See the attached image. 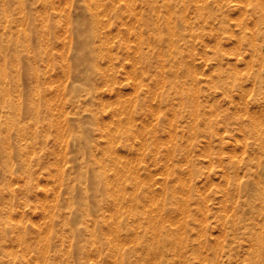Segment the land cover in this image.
<instances>
[{
	"label": "rangeland",
	"instance_id": "rangeland-1",
	"mask_svg": "<svg viewBox=\"0 0 264 264\" xmlns=\"http://www.w3.org/2000/svg\"><path fill=\"white\" fill-rule=\"evenodd\" d=\"M123 1L119 3L124 4ZM184 1L187 6L181 13L186 24L191 23L186 34L191 33L189 38L195 39L194 45L190 39L179 41L180 61L188 64L189 69L176 68L180 74L178 81L195 98L192 97L195 105L185 109L180 106L181 98L172 84L167 88L164 84L170 79L168 66L166 80L157 84L155 70L136 79L130 58H125L111 81L105 77L110 73L106 70L108 59L101 58L99 63L107 72L105 76H96L94 89L87 91L75 81L74 71L70 72L75 62L72 57L75 33L70 20L87 15L81 0H0V44L3 38L6 40L3 44L9 45L8 50L0 45L1 138L10 144L12 152L8 157H0V264H119L128 252L132 254L126 264H249L255 259L251 253L253 242L245 229L252 218L248 214L247 196L238 191L239 185L243 187L259 169L257 159L264 158V144H260L264 142V82L257 79L259 74L264 78V41L259 39L257 22L264 14V0ZM156 2V19L165 22L163 17L167 13L160 7L163 0ZM175 2L183 7V0ZM135 3L141 15L144 4L140 0ZM200 8L201 14L196 10ZM108 18H104V23L110 24L105 27L110 32L112 53L122 51L120 38L128 39H124L127 45L122 40L125 51L135 48L137 40L128 34L130 25ZM31 25L35 26L33 31ZM143 31L146 36L143 49L151 52L155 40L147 30ZM123 32H127L124 37ZM24 38L26 43L21 47L13 44ZM250 38L260 46L262 57L254 52ZM124 67H130L129 72ZM158 71L160 75L162 70ZM74 85L79 88L75 90ZM2 88L20 106L15 112L27 137L21 138L16 126L5 132ZM138 104L141 107L137 108ZM34 112L39 121L33 117ZM92 116L95 121L87 119ZM258 117L263 122L260 120L262 125L257 122L260 127L256 128L252 124ZM117 125L131 128L134 134L127 140ZM109 131L116 134L112 146L115 150L109 145L110 133H104ZM81 134L88 138L84 147L76 138ZM142 135L148 138L150 146L141 147ZM20 145L28 148L29 175L22 173L20 160L13 156ZM7 159L11 170L5 171L3 164ZM231 162L235 169L228 168ZM251 163L254 166L248 170ZM103 166L109 184L118 170L125 174L118 185L126 192L119 210L112 198L117 187L100 192L103 184L99 183L98 173ZM183 179L188 181L185 183ZM234 189L231 198L228 191ZM186 191L188 195L184 194ZM154 198H159L158 204L156 200L153 202ZM184 199L186 203L179 204ZM154 223L158 230L153 234ZM135 225L137 230H133ZM77 229L82 230L80 236L74 235ZM94 229L102 231L97 246L90 243V230ZM118 238L119 252L110 248V241ZM162 241L168 242V246L162 248L156 259H151L147 248H156Z\"/></svg>",
	"mask_w": 264,
	"mask_h": 264
},
{
	"label": "bare ground",
	"instance_id": "bare-ground-1",
	"mask_svg": "<svg viewBox=\"0 0 264 264\" xmlns=\"http://www.w3.org/2000/svg\"><path fill=\"white\" fill-rule=\"evenodd\" d=\"M44 1V0H43ZM77 1V0H75ZM82 3H83V8L85 10V12L87 13V15L85 16H76L74 20H70L71 21V24H73V26H71V28L73 29V32L75 33V44H74V56H72L75 60L74 64L71 65L70 67V72L73 70L74 71V79L76 82H79V84L83 85L84 88H87V91H90L92 89L95 88V83H96V76H105V72L107 71H110V73H106V80H111L115 78V73L117 68H119L118 66L122 65L123 61L125 60V58H130L129 60L131 61L132 65H133V69H134V75H135V78L138 79V77L140 78H143L145 76H148L152 71H156L157 73H154L155 74V81H157V84H159L161 82V79H165L166 80V73H167V70H166V67L168 66L170 68L169 70V75L168 77L170 78L169 80H166L165 81V86L167 88V86H171L172 84V87L174 89H176V92L177 94L180 96V101L181 102V105L184 109L189 107V106H192V105H195L194 103V96L191 95L192 92H190V90L188 91L187 89H185L183 86H181L179 84V81H178V78H180V74L177 72L178 69L176 68H181V69H184L186 68V71L189 69V65L188 64H182V62L180 61V58L182 57L181 56V52L178 50L179 48V41H188V39H190L192 36L190 35L191 33L186 34V31L188 30V28L190 27L191 23H187L186 24V18L185 16L181 13V9L183 11V8L185 6H187V3L183 0V4L181 7L180 4H177L175 2V0H163V4L160 5V7H162L164 9V11L167 13L165 17H163L165 19V22L161 20V22L159 23V18L156 19L157 17V14H156V7L158 8V3L156 2L157 0H140L142 1V3L144 4V11L143 13L140 15L139 14V10H138V5L135 3L136 1H139V0H109L108 3H105L104 0H81ZM119 1H123L125 2L124 4H120ZM198 0H196L197 2ZM195 2V1H194ZM201 2V1H200ZM216 2V0H215ZM4 3V1H3ZM198 3V2H197ZM202 3V2H201ZM219 3V2H218ZM221 3V2H220ZM257 3V2H256ZM4 5V4H3ZM43 5H45L43 3ZM53 5V4H52ZM54 6V5H53ZM82 6V5H81ZM196 6V5H195ZM76 7H77V4H76ZM198 7V6H197ZM196 7V8H197ZM263 7V6H262ZM54 8V7H53ZM59 8V7H58ZM5 9V8H4ZM246 9V8H245ZM264 9V8H262ZM60 10V9H59ZM58 12L60 13L61 11ZM198 10V12L201 14L202 10L201 8L200 9H196ZM57 11V10H56ZM262 11V10H261ZM264 11V10H263ZM185 12H186V9H185ZM6 13V12H5ZM158 13V12H157ZM206 14V13H205ZM262 14V13H261ZM140 15V16H139ZM7 16V14H6ZM42 16V15H41ZM160 16V14H159ZM158 16V17H159ZM163 16V15H161ZM200 16V15H199ZM206 16V15H204ZM19 17V16H18ZM112 18V19H116V21H122V22H126L125 24L126 25H130L129 28H128V34H132V36H135L137 42L135 41L134 44H136L135 48H126V51H125V47H124V44L122 43V40L124 41L125 40H128L126 38H120L121 39V42L119 43V47L121 48V52L117 53V54H113L112 53V46L110 45V42H109V33L110 32H107L106 31V27L105 25L106 24H109V23H104V18ZM43 18V17H42ZM41 18V19H42ZM66 18V16H65ZM189 18V16H188ZM20 19V17H19ZM205 19V18H204ZM7 20V19H6ZM66 20V19H65ZM125 20V21H124ZM45 21V20H44ZM61 21V20H60ZM255 21V20H254ZM253 21V22H254ZM257 22H258V30L260 31L259 32V36L260 38L259 39H262L264 41V33H263V28H264V14L259 16L258 19H257ZM67 23V22H66ZM255 23V22H254ZM5 24V23H4ZM25 24V23H24ZM245 24V23H244ZM257 24V23H256ZM254 24V25H256ZM18 25V24H17ZM21 25V24H19ZM18 25V26H19ZM110 25V24H109ZM248 25V24H247ZM127 27V26H126ZM243 27H246V25H244ZM66 28V27H65ZM250 28V26H249ZM248 28V29H249ZM35 29V26L31 25L30 27V31H33ZM191 29V28H190ZM66 30V29H65ZM143 30H147L149 32V35L150 36H153L154 40H155V44L156 45H153L154 46V49L153 51H145L143 48V46L145 45L146 43V36H144V31ZM233 30V29H232ZM191 31V30H190ZM230 31V30H229ZM189 32V31H188ZM234 32V31H232ZM231 32V33H232ZM127 33V32H126ZM126 33L123 32V35L122 37L126 36ZM218 33V32H217ZM253 33V32H252ZM66 35V34H65ZM188 35V37H187ZM254 35V34H253ZM197 36V35H196ZM195 36V37H196ZM131 37V36H130ZM190 37V38H189ZM113 38V37H112ZM111 38V42H112V39ZM129 38V37H128ZM2 40V43L0 45H2L1 48H3L4 46V50H8L9 49V45H4L3 42L6 41L4 40L3 38H1ZM44 39V38H43ZM194 38H192L193 40ZM190 39V41L192 42V45L193 44V41ZM195 40V39H194ZM255 39H253L251 41V38H250V41L253 42ZM45 42V40H44ZM63 42V41H62ZM128 42V41H127ZM132 42V41H131ZM239 42V41H238ZM11 43V42H10ZM26 43V38L22 39V40H19V39H16L14 41L13 44H15L16 47H21L20 45H24ZM124 43L127 45V43L124 41ZM69 45V44H68ZM110 45V46H109ZM249 46V44H248ZM68 47V46H67ZM252 47L254 49V52H257L258 53V56L259 57H262L261 56V50H260V46L257 44V42H253L252 43ZM63 48V47H62ZM69 48V47H68ZM73 48V47H72ZM250 48V47H249ZM116 50V49H115ZM193 50V49H192ZM5 54V53H4ZM64 55V54H63ZM6 56V54H5ZM193 56V55H192ZM70 57V56H69ZM244 57V56H243ZM19 60H20V56L18 57ZM36 58V57H35ZM101 58H107L108 60V64H107V68L105 71H103V67H102V63L100 64L99 63V60ZM37 59V58H36ZM65 60V59H64ZM193 60V59H192ZM251 60V59H250ZM262 60V58H261ZM172 62V63H171ZM249 61H247V64H248ZM73 63V62H72ZM105 63V62H103ZM107 63V62H106ZM105 63V64H106ZM187 63V61L185 62ZM263 64V63H262ZM193 65V64H192ZM249 65L251 66V64L249 63ZM2 66V65H1ZM62 67V66H61ZM68 67V66H67ZM194 67V66H193ZM132 68V67H131ZM173 68H175L176 70L175 71H172ZM63 69V68H62ZM124 69H127L128 72H129V69L128 68H125ZM159 69H161V73L159 75ZM68 70V69H67ZM112 71V73H111ZM190 71V70H189ZM127 72V73H128ZM3 73V72H1ZM192 73V72H191ZM196 73V72H195ZM3 74H6L5 72ZM3 74H2V77H3ZM66 74V73H65ZM171 74H173V78H171ZM6 76V75H5ZM68 76V75H67ZM130 76V75H129ZM133 76V75H132ZM131 76V77H132ZM197 76V75H196ZM5 78V77H4ZM3 78V79H4ZM57 78V77H56ZM71 78V77H70ZM105 79V78H104ZM103 79V80H104ZM119 79V78H118ZM134 79V78H133ZM131 78V80H133ZM172 79V80H171ZM259 82L263 83L264 82V78L259 74L258 78ZM73 80V79H72ZM116 80V79H115ZM129 80V79H128ZM225 80V79H224ZM17 81V80H16ZM63 81V80H62ZM212 81V80H211ZM26 82V81H25ZM108 82V81H107ZM110 82V81H109ZM134 82L136 83V80H134ZM164 82V81H163ZM115 83V81H114ZM162 83V82H161ZM17 84V83H16ZM74 84V83H73ZM119 84V83H118ZM101 85V84H100ZM112 85V84H111ZM136 84H134V88ZM145 85V84H144ZM71 86V85H70ZM159 86V85H157ZM163 86V84L161 85ZM119 87V86H118ZM138 87V86H137ZM74 88L75 90H77L79 87L78 86H75L74 85ZM160 88V87H159ZM172 88V90H173ZM162 89V88H161ZM120 90V88H119ZM137 90V88H136ZM135 90V91H136ZM168 90V89H167ZM18 91V90H17ZM2 92L4 93V98H3V106L4 108L6 109L5 111V132H8L9 129L13 126H16L17 127V131L19 132L20 137L22 138L23 136L27 137L26 134H25V131L19 126V120L17 118V113L15 112V109L18 111L19 109V105L18 104H14V100H11L9 96V93L6 94L4 88H2ZM119 92V91H118ZM133 92H134V89H133ZM147 92V91H146ZM161 91H159L158 93H160ZM135 93V92H134ZM151 93V92H150ZM36 94V93H35ZM91 93L88 92V96H89V99H92V97L90 96ZM156 94V92H155ZM46 95V94H45ZM62 95V94H61ZM159 95V94H158ZM18 96V95H17ZM60 96V95H59ZM151 97V96H150ZM154 97V96H153ZM194 99H193V98ZM245 97V95H244ZM62 98V97H61ZM19 99V98H18ZM47 99V98H46ZM51 100V98H49ZM48 99V100H49ZM63 99V98H62ZM17 100V99H16ZM34 100V99H33ZM18 101V100H17ZM35 101V100H34ZM115 102V101H114ZM132 102V101H131ZM136 103V102H133V104ZM129 104V103H128ZM197 104V103H196ZM50 105V104H49ZM103 105V103H102ZM104 106V105H103ZM128 106V105H127ZM127 106H125L127 108ZM132 106V104H131ZM130 106V109H132V107ZM197 106V105H196ZM141 107V104H138L137 105V108ZM181 107V108H182ZM194 107V106H193ZM29 108L30 110H32L33 108L31 107V105H29ZM102 109V108H101ZM190 109V108H189ZM127 110V109H126ZM129 111V110H127ZM192 111V110H191ZM121 112V111H120ZM154 112V111H153ZM23 113V112H22ZM96 113V112H95ZM118 113V112H117ZM130 113V112H129ZM193 113V112H192ZM87 114V113H86ZM194 114V113H193ZM191 114V115H193ZM264 114V113H263ZM262 114V115H263ZM83 115V114H82ZM119 115V114H118ZM195 115H196V112H195ZM194 115V116H195ZM198 115V114H197ZM260 115V114H259ZM117 116V115H116ZM202 116V115H201ZM200 116V117H201ZM33 117L35 118V120L39 121V116L37 115V113H33ZM127 117H128V113H127ZM133 117V116H131ZM197 117V116H196ZM195 117V118H196ZM257 117V116H255ZM85 118V117H84ZM119 118V117H118ZM135 118V117H134ZM169 118V117H168ZM191 118H193L191 116ZM259 118V117H258ZM63 119V118H62ZM87 119H92L95 121V117H88ZM127 119V118H126ZM55 120V119H53ZM98 120V119H97ZM120 120V119H118ZM130 120V119H129ZM128 120V121H129ZM131 120H134V119H131ZM170 120V119H169ZM203 120V119H202ZM253 120V119H252ZM258 120V119H257ZM261 119L259 118L258 121H254V123L252 124L253 126L256 125L257 127L256 128H259L260 124L263 122L260 121ZM57 121V120H56ZM59 121H60V118H59ZM81 121V120H80ZM83 121V120H82ZM88 121V120H87ZM127 121V122H128ZM260 121V123H259ZM73 122V121H72ZM104 122V121H103ZM130 122V121H129ZM259 125H258V123ZM61 123V121L59 122ZM88 123V122H87ZM99 123V122H98ZM133 123V121H132ZM256 123V124H255ZM89 124V123H88ZM117 124V123H116ZM115 124V125H116ZM193 124V123H192ZM191 124V125H192ZM60 125V124H59ZM64 125V124H63ZM262 125V124H261ZM62 126V124H61ZM66 126V125H65ZM75 126V124H74ZM87 126V125H85ZM103 126V125H102ZM104 126H106L104 124ZM118 126V125H117ZM245 126V125H244ZM252 126V127H253ZM259 126V127H258ZM119 127V126H118ZM123 127V129H121ZM121 128L119 127L120 131H123L127 138V140L130 138V135L131 134H134V132H132L131 128H128L127 126H122ZM145 127V126H144ZM191 127V126H190ZM251 127V128H252ZM75 128V127H74ZM102 128V127H100ZM117 128V127H116ZM193 128V127H192ZM242 128V127H241ZM240 128V129H241ZM3 129L2 127V123H1V120H0V143H1V147H0V157L2 158H5V157H8V155H12V152L9 150L10 149V144H6L2 141V138H1V130ZM64 129V128H63ZM85 129V128H84ZM115 129V128H114ZM254 129V128H252ZM102 130H105V129H102ZM109 130V129H107ZM112 131V129H110ZM118 130V128L116 129ZM193 130V129H192ZM256 130V129H255ZM254 130V132H255ZM264 130V129H263ZM62 131V129H61ZM86 131V130H85ZM84 131V132H85ZM111 131L109 132H104V133H110L108 134L109 135V145L110 147L112 146H115L114 143H115V137H116V134H113ZM196 131V130H195ZM243 131V130H242ZM258 131L259 133V130H256ZM262 131V130H260ZM66 132V131H65ZM115 132V130H114ZM253 131H251L252 133ZM252 133V134H255V133ZM62 133V132H61ZM260 134V133H259ZM263 134V131L261 133V135ZM106 135V134H105ZM107 135V136H108ZM258 135V134H257ZM260 135V136H261ZM64 136H65V133H64ZM134 136V135H133ZM245 136V135H244ZM137 137H138V134H137ZM192 137V136H191ZM195 137V135L193 136ZM254 137V135H253ZM258 136H256L257 138ZM264 137V135H263ZM262 137V138H263ZM76 138L80 141L81 145L83 144V147H84V144L87 145L88 143V138L87 136L81 134L79 135V137L76 136ZM139 138V137H138ZM142 140H141V147L144 148V146H150V143L148 142V138L145 137V136H141ZM261 138V137H259ZM30 139H34V136H30ZM107 139V138H106ZM118 140V139H117ZM139 140V141H140ZM155 140V138H154ZM257 140V139H256ZM259 140V139H258ZM264 140V139H263ZM133 142V141H132ZM214 142V141H213ZM244 142V141H243ZM59 143V142H58ZM61 143V142H60ZM66 143V142H64ZM104 143V142H103ZM118 143V142H117ZM155 143V146H158V144L156 142H153ZM162 143V142H161ZM245 143V142H244ZM132 144V143H131ZM209 144V143H208ZM260 144H264V142L261 141ZM76 145V144H75ZM172 145V144H171ZM259 144H257L258 146ZM261 145V146H262ZM60 146V145H59ZM77 146V145H76ZM138 146V145H137ZM209 146V145H208ZM192 147V146H191ZM70 148V147H69ZM76 148V147H75ZM113 148V147H112ZM111 148V149H112ZM115 148V147H114ZM113 148V150H115ZM135 150V149H134ZM139 150V149H137ZM171 150V149H170ZM28 151V148H25V147H22V145L18 146L15 148V151L13 153V156L16 155L17 158L20 160V163H21V168L23 169L22 173L25 174V175H29V158H27L26 156V152ZM55 151V149H54ZM105 151V150H104ZM111 151V150H110ZM142 151V149H141ZM57 152V151H56ZM111 152H114L115 155H116V151H111ZM140 152V151H139ZM145 152V150H144ZM143 152V153H144ZM28 153V152H27ZM113 153V154H114ZM157 153V152H155ZM154 153V154H155ZM219 153V152H218ZM30 154V153H29ZM118 154V153H117ZM153 154V155H154ZM168 154V153H166ZM64 155V154H63ZM95 155V154H94ZM107 155V154H106ZM120 155V153H119ZM156 155V154H155ZM170 155V154H169ZM168 155V157H169ZM220 155V154H219ZM231 155V154H230ZM233 155V154H232ZM235 155V154H234ZM31 156V155H29ZM114 156V155H113ZM189 156V155H188ZM187 156V157H188ZM237 156V155H236ZM95 157V156H94ZM113 158V157H112ZM118 158V157H117ZM238 159L239 156L237 157ZM96 159V158H95ZM98 159V158H97ZM122 159V157L120 158ZM156 159V158H155ZM188 159V158H187ZM117 160V159H116ZM98 161V160H97ZM96 161V162H97ZM103 161V160H102ZM123 161V160H122ZM120 161V162H122ZM188 161V160H187ZM240 161V160H238ZM115 162V161H114ZM165 162V161H164ZM99 163V161H98ZM97 163V165H98ZM104 164V162H102ZM116 163V162H115ZM118 163V162H117ZM222 163V161H221ZM239 163V162H238ZM170 164V163H169ZM169 164H168V167H169ZM189 164V162H188ZM257 166H258V170H256L254 172V174L250 177L251 179H248V181L246 182V184L242 187L241 185H239V193L240 195L243 194V196H247V205L249 207L248 209V214L251 215L250 217L251 218V223L247 225V227L245 228L246 229V232L249 234L248 235V238L253 242V247H252V255L255 257V259H252L250 261L249 264H264V158H259L257 159V162H256ZM18 165V164H17ZM102 165V164H101ZM100 165V166H101ZM113 165V164H111ZM122 165V164H121ZM253 163L249 164L248 166V170L252 169V166ZM3 167L5 168V171H8V170H11V163H10V160L7 159L5 160L4 164H3ZM105 166H103L102 168H100L99 170V173H98V178H99V183L100 184H103L102 185V188L100 189V192H104L106 191V188H107V191L108 189H110V187L112 188L113 186L114 187H117V191H113V192H117V193H114L112 198L115 200V206L117 208V210H119L120 208H122L123 206H121V204L123 205V196L125 197L126 195V192L124 191V188H118V185L119 183L122 182L121 178L123 174H121V172L118 170V168L116 170H118V175L116 173L117 176L116 178L111 182V184H109V182L107 181V177L106 176V168H104ZM117 167V166H115ZM114 167V168H115ZM126 167V166H125ZM172 167V166H171ZM59 168V167H58ZM224 168V166H223ZM229 169H235V164L234 162H231L228 166ZM168 169V168H167ZM116 170H114L116 172ZM122 170V169H121ZM126 170V169H125ZM190 170V169H189ZM188 170V171H189ZM226 170V169H225ZM237 170V169H236ZM92 171L95 172V169H93ZM134 171V170H133ZM238 171V170H237ZM123 172H125L123 170ZM136 172V171H135ZM10 173V172H8ZM7 173V174H8ZM134 173V172H133ZM237 173V172H236ZM251 173V172H250ZM11 174V173H10ZM125 175V174H124ZM123 175V176H124ZM137 175V174H136ZM228 174H226V177ZM90 176V175H89ZM88 176V177H89ZM235 176V175H234ZM237 176V174H236ZM8 177V176H7ZM6 177V178H7ZM134 178V177H133ZM137 178V177H136ZM237 178V177H236ZM1 179V178H0ZM8 179V178H7ZM6 179V180H7ZM113 179V177H112ZM227 179V178H226ZM60 180V179H59ZM185 181V179H183ZM239 180V179H236V181ZM135 181V180H134ZM182 181V180H181ZM188 181V180H186ZM185 181V183H186ZM90 182V181H89ZM88 182V183H89ZM150 182V181H149ZM183 182V181H182ZM227 182V181H226ZM60 183V182H59ZM147 183V182H146ZM165 183V181H164ZM189 182H187L186 185H188ZM93 185H96V182L92 183ZM138 184V182H137ZM89 185V184H87ZM121 185V184H120ZM148 185V184H147ZM150 185V184H149ZM227 185V183H226ZM124 186V185H123ZM130 186H133V185H130ZM9 187V186H8ZM183 187V186H182ZM185 187H188V186H185ZM45 188V187H44ZM132 188V187H131ZM134 188H136L134 186ZM190 188V187H189ZM10 189V188H9ZM183 189V188H182ZM237 189V188H236ZM77 190V189H76ZM90 190V189H89ZM135 190V189H134ZM181 190V189H180ZM226 187L224 189V191L226 192ZM47 191V190H46ZM164 191V190H163ZM135 191H133L132 193H134ZM162 192V191H161ZM187 192V191H186ZM186 192L184 193L185 195H188V192L186 194ZM234 192H235V189L234 191H228L229 195L231 196V198H234ZM123 193H125V195H123ZM132 193H130L132 195ZM237 193V192H236ZM78 194V193H77ZM76 194V195H77ZM112 194V192H111ZM161 194V193H160ZM75 195V196H76ZM129 197H126V198H130ZM155 194H153L154 196ZM181 195V194H180ZM183 195V194H182ZM181 195V196H182ZM185 195H184V198H185ZM195 195V194H194ZM74 196V197H75ZM78 196V195H77ZM133 196V195H132ZM160 196V195H159ZM108 197H111L109 196V193H108ZM187 197V196H186ZM89 198V197H88ZM151 198H153L151 196ZM162 198V196H161ZM159 199V198H158ZM158 199L156 200L154 198V201L156 200L157 204H158ZM188 199V198H187ZM78 200V199H77ZM76 200V201H77ZM93 200V199H92ZM131 200V199H130ZM152 200V199H151ZM236 200V199H235ZM80 201V200H79ZM91 201V200H90ZM185 202H182V203H179V204H183V203H186V199H184ZM93 202V201H92ZM178 202V201H177ZM204 202H207V201H204ZM223 202V201H222ZM44 203V201L42 202ZM81 203V202H80ZM91 203V202H90ZM94 202L91 204L92 206ZM204 205V204H203ZM225 205V204H224ZM44 206V205H43ZM131 206V204H130ZM181 206V205H180ZM186 206V205H185ZM207 206V204H206ZM223 206V205H222ZM224 207V206H223ZM232 207V206H231ZM236 207V206H235ZM233 208V207H232ZM116 210V211H117ZM162 210V209H161ZM178 210V209H177ZM182 211V210H181ZM180 209H179V212L181 213ZM204 211V210H203ZM225 211V210H224ZM73 212V211H72ZM187 213V210L185 209L184 213ZM205 212V211H204ZM207 212V211H206ZM205 212V213H206ZM79 213V212H77ZM118 213V212H116ZM145 213V212H144ZM228 212H225V214H227ZM136 213H133V215H135ZM232 214V213H231ZM136 215H140V214H136ZM81 216H82V213H81ZM151 216V215H150ZM186 216V215H185ZM233 216V215H232ZM111 217V215H110ZM152 217V221H156L157 218L155 216H151ZM234 217V216H233ZM232 217V218H233ZM75 218H79L76 214H75ZM118 219V218H117ZM162 219V218H161ZM201 219V218H200ZM206 219V217H205ZM223 219V218H222ZM234 219V218H233ZM236 219V218H235ZM162 221V220H161ZM171 221V220H170ZM203 221V220H202ZM201 221V224L203 223ZM205 221V220H204ZM157 222V221H156ZM181 222V221H180ZM183 222V221H182ZM177 223V222H176ZM205 223V222H204ZM223 223V222H222ZM87 224V223H86ZM115 224V228L117 229L116 227V222H114ZM139 224V223H138ZM23 225V224H22ZM174 224H172L173 226ZM181 225V224H180ZM184 225V224H183ZM224 225V224H223ZM129 226V224H128ZM234 226V225H233ZM133 230H137L136 228V225L133 226ZM204 227V226H203ZM202 227V228H203ZM182 228V227H181ZM114 229V228H113ZM180 229V227H179ZM233 229V228H232ZM158 228H157V223H154L152 224V233L154 234L155 232H157ZM85 231V230H84ZM105 232V231H104ZM110 232V231H109ZM108 232V233H109ZM167 232V231H166ZM180 232H181V229H180ZM82 233V230L80 229H77L74 233V235L76 236H80ZM102 233V231H99L98 229H94V230H90V235H91V244L94 245V246H97L99 243H100V234ZM116 233V231H115ZM183 233V231L181 232ZM200 233V232H199ZM233 233V231L231 232ZM86 234V233H85ZM172 234V233H171ZM203 234V233H202ZM230 235V233H229ZM232 235V234H231ZM19 239L20 240V235H18ZM114 237V236H113ZM119 237V236H118ZM171 237V235H170ZM130 238V237H129ZM235 238V237H234ZM227 239V238H226ZM229 239V238H228ZM53 240V239H52ZM70 240V238H69ZM109 240V239H108ZM128 241V240H127ZM235 241V240H233ZM117 242V243H116ZM185 242V241H184ZM19 243V242H18ZM48 243V242H47ZM119 238H118V241L115 240V242H111L110 241V248L113 249V251H117L119 252L120 250V247H119ZM160 243H163V244H160L158 245L156 248L154 246L152 247H148L147 250H146V253L147 255L151 256V259H156L157 256L162 252V248H165L166 246H168V242H160ZM180 243V242H179ZM231 243V242H230ZM234 243V242H233ZM232 243V244H233ZM228 244V243H227ZM70 245V244H69ZM98 248V247H97ZM215 248V247H213ZM217 251V247L215 248ZM114 256L116 257V252H114ZM121 253V252H120ZM74 254V253H73ZM131 254L132 252H128L126 254H124L123 258H122V261L121 263L119 264H126L127 262H129L130 260V257H131ZM215 254V253H214ZM206 255V254H205ZM198 256V255H197ZM201 257V256H200ZM19 258V257H18ZM75 258V257H74ZM113 258V257H112ZM200 259V258H199ZM206 259V258H205ZM204 259V260H205ZM202 259H200L199 261H201ZM44 261V260H43ZM206 261V260H205ZM29 262V261H28ZM76 263V262H75Z\"/></svg>",
	"mask_w": 264,
	"mask_h": 264
}]
</instances>
